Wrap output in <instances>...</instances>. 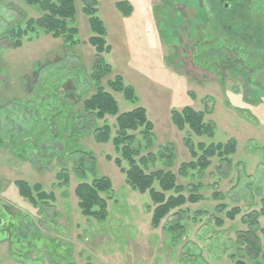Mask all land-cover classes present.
<instances>
[{
	"label": "rangeland",
	"instance_id": "rangeland-1",
	"mask_svg": "<svg viewBox=\"0 0 264 264\" xmlns=\"http://www.w3.org/2000/svg\"><path fill=\"white\" fill-rule=\"evenodd\" d=\"M120 1L131 6L129 14L118 8ZM263 2L97 1V14L111 46L110 52L101 54L111 72L105 71L100 83L115 95L120 113L142 106L154 125L151 145L140 131L133 145L141 155L154 153L149 169L174 171L178 183L202 196L198 202L184 205L180 214L171 212L155 228L149 192L134 190L114 162L120 157L113 141L116 118L98 120L97 126L112 128L107 142L97 141L92 131L71 133L75 112L97 87L91 76L98 55L89 41L93 32L82 9L84 0H77L81 42L72 49L62 39L45 34L25 38L22 46L12 47L2 39L6 31L40 12L22 0H0V106L10 104L0 111V264H235L236 259L264 264L260 256L248 254L247 243L240 237L249 228L245 215L261 209L264 198ZM218 3L234 6L225 22L221 13L218 17L214 12ZM62 74L63 79L69 78L63 84L66 94L63 89L50 88L49 78ZM117 76L133 87L136 100H126L110 88L109 80ZM38 78L43 81L44 94L33 101L31 86ZM76 85L85 89L84 95L74 89ZM56 92L58 98L67 100L56 121L67 132L65 147H80L95 157V172L81 177L69 170L66 186L58 185L56 179L60 170L57 158L34 164L23 158L22 144L11 141L12 135L4 132L20 130L25 114L46 115ZM27 100L33 103L24 108ZM185 106L205 111L206 120L215 125L212 136L193 135L195 144L235 139L237 149L230 161L215 157L207 169L179 174L182 163L193 156L185 143L188 132L177 128L171 112ZM98 176H108L113 183L112 190L102 194L108 201L104 220L84 216L74 193L79 182H91ZM21 179L41 183L56 195L55 201L48 206L32 204L19 194L16 181ZM234 207L240 213L231 220L226 213ZM253 228L264 242V217Z\"/></svg>",
	"mask_w": 264,
	"mask_h": 264
},
{
	"label": "trees",
	"instance_id": "trees-1",
	"mask_svg": "<svg viewBox=\"0 0 264 264\" xmlns=\"http://www.w3.org/2000/svg\"><path fill=\"white\" fill-rule=\"evenodd\" d=\"M22 1L36 7L40 15L36 18L26 19L25 22L22 20L10 26L2 39L8 40L12 44H10L12 47L18 48L23 45L25 38L31 39L32 36L37 37L41 34L62 39L70 49L81 42L76 21L78 13L77 0ZM97 1L84 0L82 8L89 19L90 28L93 32L89 41L95 46L98 55L94 65L96 72L91 76L93 81L96 82L97 87L93 94L84 98L82 107L75 112V127L74 132L71 133H76L75 131L77 130L82 132L92 131L97 141L107 142L111 138L112 128L108 124L97 126L98 120L105 119L107 116H114L116 118V135L113 137V141L116 150L120 153V157L114 158V162L125 174L126 182L134 190H138L141 193L149 192L153 204L151 224L156 228L161 225L162 221L171 212L174 211L180 214L184 210V205L189 202H198L202 199V196L193 190L188 191L185 185L178 183V176L174 171L165 168L149 169V164L155 161L154 153L149 152L146 155H141L140 150L133 145L136 132L138 131L144 136L147 145H151L154 125L148 117L147 110L142 106L120 113L119 103L115 95L100 83L103 74L111 72V66L106 63L104 64L101 56L104 52H110L111 46L107 45L105 39V24L97 14ZM218 5L221 21L225 22L224 18L226 14H231L223 8V4L218 3ZM117 6L126 15L131 11V6L127 2H117ZM81 68L82 66L80 70ZM62 72L65 73L64 71ZM63 77H66L65 74L54 80L52 77L49 78L50 88L59 92L63 89L62 91L66 94L67 91H65L66 89L63 87V84L69 78L63 79ZM42 82L38 78L31 86L32 93H34L32 97H36L38 100L40 94H44L42 93L43 89L40 87ZM108 85L115 92L122 93L126 100H136L133 87L126 85L122 76L109 80ZM75 90L78 93L80 92V94H85V89H80L79 85L75 86ZM57 94V92L54 94L56 97V101L53 100V102H56L55 105L53 102L48 103L47 111H45L46 115L41 117L40 113H37L36 116L33 115L31 117L25 114L21 118L22 125L20 130L4 132L12 135L11 141L22 144L24 157L34 162V164L44 163L53 157L57 158L60 170L57 173L56 179L58 180V185L66 186L70 180L69 170H73L81 177H86L88 172L94 173L95 157L92 152L83 148L72 147L67 149L65 147L64 141L67 132H64L63 129L60 130L56 121L63 112L61 106L67 100L63 96L58 98ZM47 96L51 97L52 94L49 93ZM34 98L33 101H37ZM33 101L27 100V104L23 105V107L28 108ZM17 104H19V101H17ZM8 105L10 104L0 106V111L7 108ZM171 116L173 123L179 130L188 132L185 136V143L193 156V160L182 163L179 169L180 175H185L189 169H207L215 157L230 161V156L236 152L237 142L235 139H230L225 143H205L203 141H199L197 144L194 143L193 135L212 136L214 134L215 125L206 120L205 111L185 106L181 110L173 109ZM1 120L0 123H2ZM108 158L112 157L109 156ZM70 162H72V165L68 169ZM124 162H127V166H124ZM16 186L18 187L20 196L36 206L39 203L48 206L51 201H55L56 195L53 192H47L41 183L30 184L28 181L21 179L16 181ZM112 187V180L108 176L95 177L91 182H79L75 187L74 193L78 199L81 213L96 220L106 219L108 216V201L102 194L112 190ZM262 203L261 209L245 215L244 220L247 221L249 228L246 231H242L240 237L247 243L246 250L248 254L253 257L260 256L264 260V242L253 228L257 224L258 219L264 217V198ZM239 213V207H234L227 211L226 214L229 219L233 220ZM166 226L174 228L170 224ZM261 232L264 234V228H262ZM232 256L235 258V255ZM235 261V264H246L242 259H236Z\"/></svg>",
	"mask_w": 264,
	"mask_h": 264
},
{
	"label": "flooded vegetation",
	"instance_id": "flooded-vegetation-1",
	"mask_svg": "<svg viewBox=\"0 0 264 264\" xmlns=\"http://www.w3.org/2000/svg\"><path fill=\"white\" fill-rule=\"evenodd\" d=\"M264 1V0H263ZM219 5L217 6V5H215L213 8H214V12H217V14H216V16H218L219 17V15H218V12H219ZM223 8L225 9V10H228V11H235V9H234V6L231 4V3H224L223 4ZM262 8H263V10H264V2L262 3ZM68 55V54H67ZM230 64V63H229ZM229 64H226V65H224V66H228ZM26 78V77H25ZM65 87V86H64ZM65 89H66V87H65ZM74 89H75V87H74ZM75 100H79V98L77 97ZM80 109V108H79ZM9 145V144H8ZM22 154H24L23 152H22ZM23 158H25L24 157V155H23ZM28 160V159H27ZM29 161V160H28Z\"/></svg>",
	"mask_w": 264,
	"mask_h": 264
}]
</instances>
